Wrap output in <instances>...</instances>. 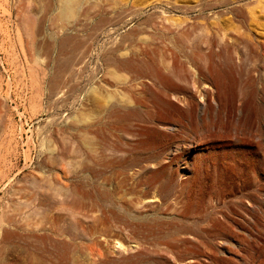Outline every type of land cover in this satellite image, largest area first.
<instances>
[{
	"label": "rangeland",
	"instance_id": "1",
	"mask_svg": "<svg viewBox=\"0 0 264 264\" xmlns=\"http://www.w3.org/2000/svg\"><path fill=\"white\" fill-rule=\"evenodd\" d=\"M239 36L264 43V0H0V264H264V52ZM201 53L223 76L189 113ZM128 59L181 70L143 92Z\"/></svg>",
	"mask_w": 264,
	"mask_h": 264
},
{
	"label": "bare ground",
	"instance_id": "2",
	"mask_svg": "<svg viewBox=\"0 0 264 264\" xmlns=\"http://www.w3.org/2000/svg\"><path fill=\"white\" fill-rule=\"evenodd\" d=\"M244 20V19H243ZM242 23L241 24H245V20L244 21H241ZM244 26V25H243ZM234 40H237L238 43L240 42L241 44H243L245 47H246V58L248 57L249 59H251V56L252 55H256L257 58L260 57V54L264 52V43H252L251 41H247V40H244L241 36L237 37L236 39ZM258 40V39H257ZM256 41V40H255ZM263 42V41H262ZM229 43V41L227 42ZM231 43V42H230ZM221 44V43H220ZM239 44V45H241ZM71 45V42L68 41V40H63L60 44V48H61V51H66L68 50V47ZM232 45V44H231ZM238 45V46H239ZM233 46V45H232ZM242 46V45H241ZM235 48V47H234ZM221 51V49H220ZM222 60H223V63L224 65L227 67L228 70L232 71L234 69V67L232 66L233 65V62L234 60L227 55V46L224 44L223 47H222ZM243 53V52H242ZM202 56H200L199 58L204 61V65L203 67H196L195 66V69L193 68V70H190V75H191V80H188L186 81V86L187 88L186 89V92H187V97H185L184 99H181L178 94L177 95H174L173 98H175L176 100L182 102L183 105L186 106L185 109H187V111L189 113L193 112V111H197L196 109L197 108H200L202 109V112H206V108H208L213 102H215V98H213L214 100H212L211 103L209 102H206V97H208L207 95H211L209 91L211 87L210 84L206 83L208 80L209 81H212V79H216L220 76H223L221 71L216 69V67L213 65V56L211 53L209 54H206V53H201ZM221 54V53H220ZM214 55V54H213ZM217 56V55H216ZM195 54H190L189 55V59L191 62H193L195 60ZM130 58V57H129ZM217 58V57H216ZM247 58V59H248ZM261 58V57H260ZM259 58V59H260ZM263 58H264V54H263ZM133 59V58H132ZM132 59H128L124 62H121V63H118V65L120 67H122V69H125L127 70L131 76H132V79L131 81L135 84L136 87H141V90L143 92H149V93H154L156 90L154 89V87H157L158 85L161 86L162 90H160V92L162 91L163 93L167 92L170 90L169 88V85H168V82L170 81V79L172 78H176L177 80V75H178V71H180L176 66H169V67H163V69H160L156 66H147V65H138L136 64ZM135 60V58H134ZM221 60V61H222ZM264 60V59H263ZM121 61V60H120ZM194 63V62H193ZM192 63V64H193ZM197 65V64H196ZM65 66L63 65L62 66V69L60 70H63ZM239 67V66H238ZM242 67V66H241ZM220 68V67H219ZM237 68V67H235ZM222 69V68H221ZM246 69V68H245ZM223 70V69H222ZM236 70V69H235ZM224 71V70H223ZM235 73V72H234ZM227 74V73H226ZM129 75V74H127ZM225 75V74H224ZM229 75V74H228ZM234 75V74H233ZM129 75V77H131ZM226 77V76H225ZM229 78V76H227ZM190 78V77H189ZM232 78V77H231ZM221 81V80H220ZM224 81V80H223ZM192 82L193 83H198V85L201 87L204 88V90H202V98L200 97V101H193L195 100V96L193 94H191L189 97V93L192 92V88H193V85H192ZM214 82V81H213ZM212 82V83H213ZM128 84V83H127ZM131 84V82H130ZM175 84V83H174ZM220 84V83H219ZM125 85V84H124ZM196 85V84H195ZM214 85V84H213ZM126 86V85H125ZM134 86V85H133ZM172 87H174L173 85H171ZM128 87V86H127ZM132 87V86H130ZM214 88H216L215 86H213ZM129 89V88H128ZM136 90V89H135ZM140 91V90H139ZM138 91V92H139ZM175 91V90H174ZM127 92H129L127 90ZM161 92V93H162ZM217 92V91H216ZM130 93V92H129ZM172 93V92H171ZM175 93H179V92H175ZM201 93V92H200ZM133 94V93H132ZM159 94V93H158ZM213 94V92H212ZM215 94V93H214ZM213 94V96H214ZM166 95V94H165ZM170 95V94H169ZM216 95V94H215ZM136 97V95H134ZM168 96V95H167ZM166 96V97H167ZM132 97V96H130ZM160 97V96H159ZM165 97V98H166ZM171 97V96H170ZM169 97V98H170ZM184 97V96H183ZM161 98V97H160ZM159 98V99H160ZM129 99V98H128ZM138 99V97H137ZM136 99V100H137ZM140 100V99H139ZM138 100V102H139ZM164 102V101H163ZM171 102V101H170ZM173 102V101H172ZM134 103V102H133ZM136 103V102H135ZM167 103V102H166ZM169 105V104H168ZM174 105V104H173ZM176 109V108H175ZM174 110V109H173ZM200 111V110H199ZM112 112V111H111ZM119 120V119H118ZM169 127V126H168ZM195 142V139H186L184 145L182 146L183 150H186L187 152H189L192 148V145L194 144ZM199 144V143H198ZM107 217V216H105ZM109 220V219H108ZM107 220V221H108ZM140 232V231H139ZM14 238V235H9V234H5L4 235V239L5 240H8V239H12ZM129 243V242H128ZM134 243V242H133ZM130 244V243H129ZM134 245V244H131V246ZM136 245V244H135ZM121 246V245H120ZM119 246V248H120ZM137 246V245H136ZM136 246H134L136 248ZM118 248V247H117ZM124 249V248H123ZM122 249V250H123ZM138 250V249H137ZM143 250V249H142ZM132 252H135V251H132ZM116 255H118L119 257H121V260L122 262H130L131 259L133 257H124V253L123 251L121 250H118L116 252ZM101 264H106V262H103Z\"/></svg>",
	"mask_w": 264,
	"mask_h": 264
}]
</instances>
